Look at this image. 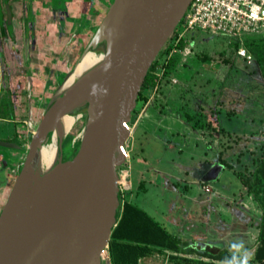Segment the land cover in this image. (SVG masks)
I'll return each mask as SVG.
<instances>
[{"label": "rangeland", "instance_id": "obj_1", "mask_svg": "<svg viewBox=\"0 0 264 264\" xmlns=\"http://www.w3.org/2000/svg\"><path fill=\"white\" fill-rule=\"evenodd\" d=\"M19 1H13L17 4L11 20L15 37L4 40L0 36V139L21 147L0 146L5 160L0 164V182L13 168L18 172L43 109L74 66L75 60L66 52L81 51L91 34L67 44L71 33L62 37L65 10L45 14L40 4L42 17L35 27L39 50L32 53L35 41L29 36L34 23L24 18L40 2L19 5ZM50 1L63 8L61 0ZM110 2L100 6L93 27ZM245 37L193 30L184 35L182 48L171 49L173 37L165 41L163 46L170 45L168 52L161 51L155 58L161 61L170 52L177 53L178 60L168 77L145 91V101L135 102L126 122L129 135L122 145L127 155L116 167L117 208L121 200H129L171 234L212 251L221 246L230 249L241 239L245 247L251 246L260 219L251 181L253 169L264 159V67L246 50ZM233 42L250 53L249 62L235 54ZM47 50L53 53L42 54ZM262 62L264 66V56ZM28 76H32L31 84H27ZM43 77L48 78L46 85L39 82ZM81 111L61 140V159L77 142L75 135L84 120ZM28 117L31 127L26 124ZM14 177L5 182L9 187L2 193V204ZM166 253L153 252L143 264H162ZM100 264H109L106 248Z\"/></svg>", "mask_w": 264, "mask_h": 264}, {"label": "water", "instance_id": "obj_2", "mask_svg": "<svg viewBox=\"0 0 264 264\" xmlns=\"http://www.w3.org/2000/svg\"><path fill=\"white\" fill-rule=\"evenodd\" d=\"M3 2L0 33L6 38L12 35L11 11ZM188 2L111 0L75 61L101 47L102 62L49 99L25 145L0 208V264H100L116 222V167L129 135L124 123L148 66ZM77 105L84 120L76 144L61 159L59 137L57 161L28 185L25 173L34 152L47 142L59 116ZM0 146L21 144L0 139Z\"/></svg>", "mask_w": 264, "mask_h": 264}, {"label": "trees", "instance_id": "obj_3", "mask_svg": "<svg viewBox=\"0 0 264 264\" xmlns=\"http://www.w3.org/2000/svg\"><path fill=\"white\" fill-rule=\"evenodd\" d=\"M172 32L168 38L171 37ZM243 36H246L243 43L246 50L253 55L258 66L263 68L264 36L259 34ZM183 44L184 41L180 39L176 43V48H182ZM233 44L237 48V43L233 42ZM169 46L161 47L158 53L168 52ZM177 60V53L171 54L165 60L162 64V77L169 76ZM158 64L157 58L151 61L137 92L135 102L145 101V91L152 89L155 85L157 80L155 71ZM251 184H253L252 193L260 207V219L254 243L245 248L253 254L250 264H264V159H261L253 169ZM115 218L116 222L110 231L106 247L109 264H138L139 258L164 250L167 253L162 264H220L222 260L230 258L232 254L227 247H217L212 251L200 244L197 247L190 245L189 241L171 234L143 209L126 199L121 200L119 207L116 208ZM184 254H195L196 256Z\"/></svg>", "mask_w": 264, "mask_h": 264}, {"label": "built area", "instance_id": "obj_4", "mask_svg": "<svg viewBox=\"0 0 264 264\" xmlns=\"http://www.w3.org/2000/svg\"><path fill=\"white\" fill-rule=\"evenodd\" d=\"M177 23L178 28L171 35L174 38L172 50L176 48V43L180 39L184 40L186 32L193 30H205L233 39H240L241 36L248 34L264 36V0H189ZM235 54L247 62L251 59L250 53L240 46L236 48ZM170 55L169 52L159 61L155 71L157 80L153 89L162 78V64ZM28 119L27 127H31L32 121L30 117ZM124 125L129 130L128 124ZM120 148L126 156L125 149L123 150L122 146Z\"/></svg>", "mask_w": 264, "mask_h": 264}, {"label": "crops", "instance_id": "obj_5", "mask_svg": "<svg viewBox=\"0 0 264 264\" xmlns=\"http://www.w3.org/2000/svg\"><path fill=\"white\" fill-rule=\"evenodd\" d=\"M14 0H10V7H11V20L13 19V13H14V7H16L17 4H13ZM30 3H36L40 2L39 5H33L31 7L30 10H28V12L26 13V17L24 18L25 20H27V22H33L34 23V28L31 30V35L29 37H31L34 41V47H31V52L34 53L35 50H39V48H37V30L35 29L36 26L40 25V23H38L41 18L39 16L42 17V13H38L39 9L38 7L41 4V8L40 9L42 12H44L46 14L49 13H54L57 10L63 9L65 10L66 13V17H63L65 20L64 26H63V36L65 35H69V40L67 41V44L69 42H71L72 44H74V40L76 38H83V36L85 34H87L88 32L92 34L93 30L95 29V27L97 26V23L95 27H93L94 21L97 18L99 12H100V6L106 3V0H61L59 1L61 4H63V8H59L57 7V3L56 2H51L50 0H20L18 2V4L20 5V3L23 5L25 3H27L29 5ZM99 6V7H98ZM40 8V7H39ZM88 8H90V11L88 10ZM50 9V10H49ZM49 11V12H48ZM46 16V15H45ZM50 16V15H49ZM102 18V17H101ZM46 19V18H45ZM32 23V24H33ZM66 24V25H65ZM93 27V28H92ZM90 34V36H91ZM1 38L5 39H13V37H15V34L13 33V25H12V35L9 36L7 35L6 38H4L1 33H0ZM89 36V37H90ZM55 38H60L59 34H55L54 36ZM89 39V38H88ZM1 40V39H0ZM88 41V40H87ZM86 41V42H87ZM70 43V45H72ZM86 44V43H85ZM69 45V46H70ZM4 48H2L3 50ZM9 51H13V45L12 47L10 46V48H8ZM82 50V49H81ZM8 51V52H9ZM47 50V52L43 51L42 54L48 53L50 54L51 52L53 53V51ZM80 49L76 50L75 52L73 51V49H70L68 52H66V55L68 57H70V55L73 57V60L76 61L77 57L79 56ZM17 51L15 50V56L17 55ZM75 54H77V56L75 57ZM14 57V55H13ZM30 78V80H27V84H31V77L32 76H28ZM37 80V78H36ZM48 80V78L43 77L42 80H40L39 82L42 83L43 85H46V81ZM49 82V81H48ZM51 98V97H50ZM3 120V119H2ZM9 176V175H8ZM12 176L10 175L8 178L6 177L4 182H0V205L2 204L1 198H2V193L5 190V187H9V185H7L5 182L9 181V178H11ZM182 239V238H181ZM201 246H204L203 244H200ZM186 256H189L188 254H184ZM148 256H143L141 258H139L138 260V264H143V261H145V259ZM109 261V260H108Z\"/></svg>", "mask_w": 264, "mask_h": 264}, {"label": "bare ground", "instance_id": "obj_6", "mask_svg": "<svg viewBox=\"0 0 264 264\" xmlns=\"http://www.w3.org/2000/svg\"><path fill=\"white\" fill-rule=\"evenodd\" d=\"M102 51H86L81 58L74 64V66L68 71L65 78L54 90L51 98L60 95L67 88H69L76 79L81 75L99 65L102 62ZM82 105H77L71 110L63 113L57 119L53 129L50 132L49 138L46 143L42 144L33 154V157L27 167L25 173V183L28 185L39 177L43 176L57 161L58 149L57 140L59 137L63 138L73 127L76 121L81 117ZM81 135V128L75 135V141ZM124 150V147L122 146Z\"/></svg>", "mask_w": 264, "mask_h": 264}, {"label": "clouds", "instance_id": "obj_7", "mask_svg": "<svg viewBox=\"0 0 264 264\" xmlns=\"http://www.w3.org/2000/svg\"><path fill=\"white\" fill-rule=\"evenodd\" d=\"M231 257L225 258L220 264H250L253 254L245 248L244 241L236 240L230 245Z\"/></svg>", "mask_w": 264, "mask_h": 264}, {"label": "flooded vegetation", "instance_id": "obj_8", "mask_svg": "<svg viewBox=\"0 0 264 264\" xmlns=\"http://www.w3.org/2000/svg\"><path fill=\"white\" fill-rule=\"evenodd\" d=\"M3 2V0H0V12H1V16L2 17H4L5 16V13H6V9H5V2L4 3H2ZM7 5H8V7H9V9H10V11H11V7H10V0H7ZM5 141H10V142H12V140H10V139H6ZM2 155H0V164L2 163ZM16 173H17V167L16 168H13V170L9 173V176L11 175L12 177L13 176H15L16 175ZM0 208H1V205H0Z\"/></svg>", "mask_w": 264, "mask_h": 264}]
</instances>
